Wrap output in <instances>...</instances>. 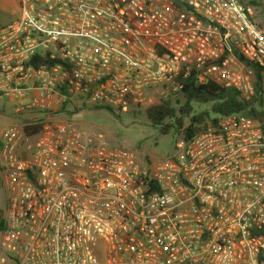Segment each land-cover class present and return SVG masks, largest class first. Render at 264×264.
Masks as SVG:
<instances>
[{
    "label": "built area",
    "instance_id": "built-area-1",
    "mask_svg": "<svg viewBox=\"0 0 264 264\" xmlns=\"http://www.w3.org/2000/svg\"><path fill=\"white\" fill-rule=\"evenodd\" d=\"M188 78L242 109L160 160L67 120ZM4 103L1 261L264 264V30L245 0H19L0 25Z\"/></svg>",
    "mask_w": 264,
    "mask_h": 264
},
{
    "label": "rangeland",
    "instance_id": "rangeland-1",
    "mask_svg": "<svg viewBox=\"0 0 264 264\" xmlns=\"http://www.w3.org/2000/svg\"><path fill=\"white\" fill-rule=\"evenodd\" d=\"M19 0H0V25L16 17L18 14ZM264 5L263 0H261ZM252 15L256 20L263 22L264 9L257 3L250 5ZM155 97L153 101H157ZM171 106L179 115V107L185 99L182 94L177 93L169 96ZM210 103L203 100H191L190 111L184 115L183 123L188 124V119L192 115L199 114L204 110H209ZM80 111V106L73 104L71 113L67 120L74 122L77 126L85 128H98L102 130L111 143H120L130 147L141 158L157 161L172 153L175 143L181 139L182 133L178 129H171L168 133H161L159 127L152 125L145 114V107H138L128 112L111 111L100 107H85ZM12 104H0V130L13 123ZM66 120V119H65ZM205 118L203 123H206ZM4 190L0 187V210L4 209ZM5 256V251L0 247V264H13L8 260L1 261Z\"/></svg>",
    "mask_w": 264,
    "mask_h": 264
},
{
    "label": "trees",
    "instance_id": "trees-1",
    "mask_svg": "<svg viewBox=\"0 0 264 264\" xmlns=\"http://www.w3.org/2000/svg\"><path fill=\"white\" fill-rule=\"evenodd\" d=\"M246 4L257 3L264 9L261 0H245ZM256 24L264 30L263 22L256 20ZM185 101L179 107V115L171 106L169 96L159 97L157 101L149 103L145 107V114L152 125L158 126L161 133H168L172 128L178 129L182 133L181 139H186L193 133L205 130L210 124H214L223 114L229 112L241 111L242 103L239 101L235 92L231 89H225L210 82L196 84L191 78L183 82L179 91ZM191 100H203L210 103L209 110L192 115L188 119V124L184 125L183 116L190 111ZM108 110H110L108 108ZM113 111V110H111ZM205 118L206 123H203Z\"/></svg>",
    "mask_w": 264,
    "mask_h": 264
}]
</instances>
